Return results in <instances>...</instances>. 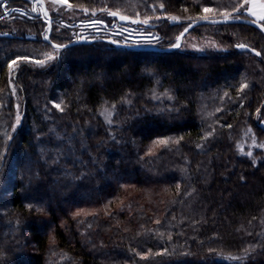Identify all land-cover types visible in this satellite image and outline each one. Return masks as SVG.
Wrapping results in <instances>:
<instances>
[{"label": "trees", "instance_id": "trees-1", "mask_svg": "<svg viewBox=\"0 0 264 264\" xmlns=\"http://www.w3.org/2000/svg\"><path fill=\"white\" fill-rule=\"evenodd\" d=\"M105 2L122 15L139 14L141 22L150 17L163 38L161 49L79 44L41 65L35 61L52 49L44 40L46 24L0 20V150L7 149L0 158L4 261L264 264V149L258 147L264 142L259 126L264 121V34L245 24L203 25L207 32L199 38L223 47L202 54L183 47L167 50L197 13L205 14V5L213 9L206 15L218 18L229 0H68L90 9ZM8 3L29 6L25 0ZM165 12L189 19L172 25ZM94 16L112 20L106 12L64 18ZM29 34L35 38L26 39ZM51 39L64 43L71 37L54 25ZM241 42L261 56L235 50ZM17 56L34 59L16 61L10 74L8 61ZM165 89L174 99L160 96ZM122 97L131 103H122ZM112 101L115 140L100 114ZM17 110L21 123L13 129ZM212 128L214 135L201 142ZM157 137L182 139L165 146ZM42 147L61 148L66 155L53 165L46 162L51 153L41 158ZM249 148L253 156L247 155ZM65 167L78 179L65 176ZM29 203L43 211L29 209ZM248 245L257 247L246 259L228 258Z\"/></svg>", "mask_w": 264, "mask_h": 264}, {"label": "snow or ice", "instance_id": "snow-or-ice-1", "mask_svg": "<svg viewBox=\"0 0 264 264\" xmlns=\"http://www.w3.org/2000/svg\"><path fill=\"white\" fill-rule=\"evenodd\" d=\"M5 2H7V0H5ZM53 6H59V5H63V4H68V0H52ZM69 8L73 7V5L68 4ZM32 7L33 10L37 13H40L44 19L49 20V24L46 26V30L44 31L43 35L46 41H50L51 45H52V49L51 51H47L45 53H43V59H39L36 60L35 63L37 64H41V65H46L48 63H50L53 60H59L62 56L61 50H66L68 45H70L72 43V40H67L64 43H58L56 40L51 39V37L49 36V30L51 29V21L50 18L48 16V8L44 7V3L43 0H32ZM75 7L77 8H82V10L84 12H92V13H97V12H106L110 15H112L113 17H119L120 20H141V17L139 16V14H137L135 17L133 16H129V15H122L119 9H112L109 8L107 6V3L105 2L104 7L102 8H88L85 5H81V4H77L75 5ZM159 7L161 9L164 8L163 3L159 4ZM22 10V9H21ZM213 11V9H211L209 6L205 5L203 8V12L205 13L204 15H201L200 13L196 14V18L192 19V24H196L199 20H204V21H208V20H212L213 23H216V19H214L213 17H210L209 15H206V13ZM4 12L8 13L10 12V8H4ZM218 12L220 13V15L218 16L219 20H223V21H228V20H240V19H245V20H249L251 18H255L254 20H252L253 23H257L259 24L260 28L264 29V0H229V5L228 7H220L218 9ZM244 13H249L251 14V16H245L243 15ZM166 16H169V18L171 20H175V21H180V20H186L189 19L188 17H181V16H176V15H171L167 12L164 13ZM2 18V17H0ZM142 22L144 24H147L150 22V17L148 16H144L142 18ZM81 25H88L89 27H92L94 29V31L96 32V34H99V26L96 22L93 21H89V20H82L80 21ZM99 25H103L104 21L100 20ZM113 24H116L117 21L114 19L112 21ZM189 27H191V25H189ZM111 29H109L110 31ZM127 31V29H125ZM188 31V28H185L183 30V32L176 36V45H169V47H173V46H179L180 44V39L181 36L186 33ZM97 35H92V34H87V35H79V34H73L72 39L74 40H83L85 38L89 39V40H93L97 38ZM156 36H159V33L156 34ZM104 39H111L110 36H104ZM130 41L126 40V41H122V43H129ZM135 44H150V43H155V38L151 35L148 34L146 36H142V38H138L135 39L133 41H131ZM117 43H121V41H117ZM213 47H223V45H217L215 42L212 43ZM237 48L240 49H248L250 47L249 44L247 43H237L235 45ZM192 47L196 48L199 47V45L193 44ZM251 51L253 53H256L257 55H260L259 52H257V49L255 47L251 48ZM34 59V57L32 56H24V57H20L17 56L15 57V60H9L8 61V65H9V70H10V74H11V70L15 67H17L16 61L19 60H25V61H32ZM245 87V83H241L240 84V88L243 89ZM14 91V89H13ZM239 95V93H237ZM129 95H131V93L129 92ZM167 95L169 97V99H174V97L172 96V92L169 89H165L163 93H160V96H164ZM151 96L153 99H158L157 95L155 92L151 93ZM121 102H127V103H131V101H127L126 97H122L121 98ZM53 104H55V106L58 109H61V111H63V109L61 108V104L57 103L56 101H52ZM107 103V102H106ZM171 108V105L166 106L165 110H169ZM17 109H19V106H17ZM116 101H112L111 102V106L110 107H104L101 110V115L104 117V120L106 122V124L108 125V131L110 134V139L115 140V136L117 135V133L112 131V125L117 123L114 119H113V113L116 112ZM157 111H160V109H157ZM218 111V109H217ZM259 112V110H258ZM205 115L211 116L212 113L207 112L205 113ZM21 123V112L19 110H17L16 112V118H15V122L12 124V128L15 129L16 126L18 124ZM218 123V121H217ZM248 131H251V127L249 126ZM215 133V128H212L210 131H205L203 133V135L200 137L201 142H203L205 139H207L208 137L213 136ZM41 133L37 132V136H40ZM61 133L57 132L56 136L59 138L61 137ZM72 136L68 137L67 143L71 144L72 143ZM182 139V137H177L174 141L170 140L169 137H157L156 140L160 141L163 145H168L170 143H175V144H179V141ZM155 143V142H154ZM81 144L83 145V141H81ZM252 144L256 145L257 144V140L255 138V133H253L252 135ZM239 145V142H238ZM201 147L200 144H197V148ZM241 150L242 149V146ZM258 147L261 149H264V142H261L258 144ZM7 151V149H3L0 150V158H2L5 154V152ZM41 154H42V159L46 158L49 153L52 154V158L51 160H47V163L50 164H59L62 157H64L66 154L62 151L61 148H46V147H42L40 149ZM152 149L149 148V152H151ZM248 156H253V152L251 150V148H249L248 152H247ZM93 160H96V162L99 164L100 162L97 160V158L95 156H93ZM252 163L255 164L256 163V158L253 157ZM65 176H70L73 179H78V177H75L72 173V171L65 167L64 169V173ZM81 175H83V172L81 173ZM179 190V188H178ZM185 195H187V193H185ZM29 209H32L33 207L36 208L37 211H43V208L39 205H34V204H27L26 205ZM81 210H77V212H79ZM73 215H76L75 213ZM17 224H19V220H17ZM256 245H248L246 250H242L240 254L233 256L231 253L227 254L229 259H233V260H241V259H246L250 253L253 252V250L256 248ZM133 251L135 252V249H133ZM161 252H165L166 249H160ZM209 252H213L214 250L209 249ZM149 252H151V250H149ZM137 255L144 257L147 256L148 253L146 252H138L136 253ZM6 253L3 250H0V262H4V264H11V262H6L4 261V258L6 257ZM64 257L62 256L61 259H63Z\"/></svg>", "mask_w": 264, "mask_h": 264}, {"label": "built area", "instance_id": "built-area-1", "mask_svg": "<svg viewBox=\"0 0 264 264\" xmlns=\"http://www.w3.org/2000/svg\"><path fill=\"white\" fill-rule=\"evenodd\" d=\"M15 13L20 14L22 17L26 18V19H30L33 20L35 18H39L42 21L46 22L48 20L44 19V17L40 14L37 13L33 10V7L30 10H14ZM82 20H89V21H93L96 22L99 26V34L97 35L96 32L94 31V29L92 27H89L88 25H81L80 21ZM103 20L104 24L103 25H99V21ZM52 22L60 27V28H64L68 31L71 39L73 37V34H79V35H87V34H92V35H97L96 39L99 38H103L104 36H110L111 39H114L116 41H130L127 44H135L131 41L138 39V38H142V36H146L148 34H151L154 38H155V43H150V44H145V45H157L161 42L162 38L161 36H156V34L158 32H156L153 29L147 28L143 25H136V24H121L119 22H117L116 24H113L112 22H109L108 20L102 18V17H92V18H88V19H80V20H76V21H70V20H66L63 19L61 17L58 18H54L52 19ZM109 29H111L109 31ZM127 29V31L125 30ZM87 39V38H85ZM74 40V39H72ZM125 44V43H124Z\"/></svg>", "mask_w": 264, "mask_h": 264}, {"label": "water", "instance_id": "water-1", "mask_svg": "<svg viewBox=\"0 0 264 264\" xmlns=\"http://www.w3.org/2000/svg\"><path fill=\"white\" fill-rule=\"evenodd\" d=\"M25 1H32V0H25ZM2 2H5V0H0V3H2ZM43 3H44V7L47 8V5H46L45 0H43ZM110 16L113 17L112 15H110ZM114 18L117 21H119L120 23H122V24H126V23L142 24V25L147 26V27H150V28H155V25H152V24H149V23L144 24L143 22L138 21V20H128V21H125V20H120L119 17H114ZM214 19H216V23H213L212 20H208V21L199 20L196 24H192V22H190L185 27V28H188V31L181 36L179 46L168 47L166 49L167 50H177V49H179L182 46L184 37L191 30H193L194 28L199 27V26H203V25L245 24V25L253 26V27L259 29L264 34V29L260 28L259 24L252 22V20H254V19H249V20L240 19V20H228V21L219 20L218 18H214ZM50 21H51V18H50ZM170 23L172 25H180L182 22L181 21H175V20H171L170 19ZM48 24H49V22H48ZM189 25H191V27H189ZM51 32H52V22H51V29L49 30V36L50 37H51ZM25 38L26 39H34L35 36L34 35H26ZM44 40H45V38H44ZM46 42L49 43V44H51L50 41H46ZM97 42H104V43L113 45V46L118 47V48L131 49V50H140V51L159 50V49H161L160 47L151 46V45H137V44H135V45H127V44L117 43V41H115L113 39H103V38L102 39H95V40H87V39L74 40V41H72V43L70 45H68L67 48H70L72 46L79 45V44H93V43H97ZM251 48L252 47H249L248 49H240V48H237L236 46H234V49L237 50V51H239V52H249V53H251V54H253V55L257 56V57H260L261 56V53L258 50H257V52H259L260 55H257L256 53H253L251 51ZM259 126L264 131V121L260 122Z\"/></svg>", "mask_w": 264, "mask_h": 264}, {"label": "rangeland", "instance_id": "rangeland-1", "mask_svg": "<svg viewBox=\"0 0 264 264\" xmlns=\"http://www.w3.org/2000/svg\"><path fill=\"white\" fill-rule=\"evenodd\" d=\"M27 2L29 4V6H27L26 8L16 7L15 5L9 4L8 1L0 3V8L2 10V15H0V17H2V18H0V20L1 19L26 20V18L22 17L20 14L15 13L14 10H21V9L22 10H29L30 5H31V1H27ZM45 2L47 5V8H48V11L50 12L51 15L56 16V14H57V15H60V17L63 19H64V17L76 18V17L80 16L81 14H84V13L86 14V12H84L82 9H79L76 7L69 8V6H68L69 3L54 7L52 0H45ZM6 7L10 8V12H8V13L4 12V8H6ZM245 14H247L249 17L251 16V14H249V13H245ZM155 19L161 20L162 18L161 17H155ZM252 19H255V18H252ZM206 32L207 31L202 29V27H196L193 30H191L183 39V43L181 46V47H183V50L197 51V52L202 54V53H205V52H207V50L212 49V48L219 49L220 47H213L212 46L213 42L211 43L210 39L199 38V36H204V34ZM175 44H176V42L173 45H175ZM193 44L199 45V47L194 48V47H192ZM159 45L160 44L153 45V46L160 47ZM16 68L17 67L13 68V70Z\"/></svg>", "mask_w": 264, "mask_h": 264}]
</instances>
